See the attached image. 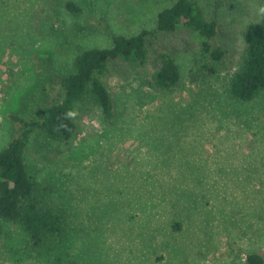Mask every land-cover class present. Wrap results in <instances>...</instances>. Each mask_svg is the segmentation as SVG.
<instances>
[{
	"label": "rangeland",
	"instance_id": "1",
	"mask_svg": "<svg viewBox=\"0 0 264 264\" xmlns=\"http://www.w3.org/2000/svg\"><path fill=\"white\" fill-rule=\"evenodd\" d=\"M69 1L84 13L66 10ZM175 1L0 0V151L23 131L13 117L30 123L26 170L67 221L62 237L35 251L21 226L0 219V264L264 259V91L247 102L229 94L243 31L264 17V0H194L216 22L209 44L224 52L219 60L184 26L156 30L158 12ZM142 31L156 35L146 37L141 65L110 61L95 75L110 94L112 122L87 101L75 108L70 140L41 135L37 111L50 84L74 72V57ZM154 45L178 68L171 89L150 83L160 66Z\"/></svg>",
	"mask_w": 264,
	"mask_h": 264
},
{
	"label": "trees",
	"instance_id": "2",
	"mask_svg": "<svg viewBox=\"0 0 264 264\" xmlns=\"http://www.w3.org/2000/svg\"><path fill=\"white\" fill-rule=\"evenodd\" d=\"M65 8L74 14L84 13L74 2H67ZM179 26L200 36L202 52L209 53L213 60L224 56L221 48L211 49L209 44L216 34V22L206 20L194 0H176L158 12L157 31L172 33ZM155 35L153 31H142L132 37L115 35L111 47L86 49L77 54L73 60L74 72L54 80L48 88V100L37 111L39 133L49 139L67 142L76 131L75 108L87 101L97 106L105 120L111 123L113 103L106 86L95 75L102 74L110 61L141 65L147 54L146 37L155 40ZM243 41L244 51L238 68L231 75L229 94L233 99L247 102L264 91V17L245 27ZM154 47L160 66L152 74L150 83L156 88L171 89L180 77L174 58L161 47ZM53 90L55 95H52ZM13 119L23 124V131L0 151V219L21 226L29 238L30 247L39 251L48 240L54 241L64 235L67 221L64 212L43 202L38 184L26 170L24 150L33 130L30 123ZM2 235L0 226V239ZM245 264H264V259L260 254H250Z\"/></svg>",
	"mask_w": 264,
	"mask_h": 264
}]
</instances>
